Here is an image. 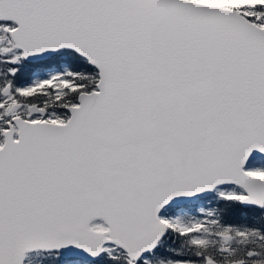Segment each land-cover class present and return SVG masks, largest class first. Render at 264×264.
I'll use <instances>...</instances> for the list:
<instances>
[{
  "label": "snow or ice",
  "instance_id": "snow-or-ice-1",
  "mask_svg": "<svg viewBox=\"0 0 264 264\" xmlns=\"http://www.w3.org/2000/svg\"><path fill=\"white\" fill-rule=\"evenodd\" d=\"M0 264H264V0H0Z\"/></svg>",
  "mask_w": 264,
  "mask_h": 264
}]
</instances>
